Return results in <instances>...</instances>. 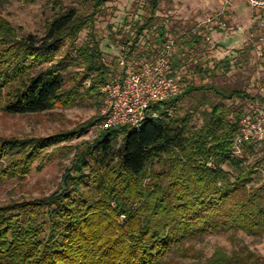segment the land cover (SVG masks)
<instances>
[{
	"label": "trees",
	"instance_id": "trees-1",
	"mask_svg": "<svg viewBox=\"0 0 264 264\" xmlns=\"http://www.w3.org/2000/svg\"><path fill=\"white\" fill-rule=\"evenodd\" d=\"M66 1L48 0L55 13L43 35L26 34L0 14L2 112L39 114L86 99L100 108L110 70L95 23L114 0ZM161 2L145 0L142 24L131 25L132 50L155 25ZM85 29L89 42L78 47ZM231 67L219 65L224 73ZM236 100L264 105V97L212 82L152 106L139 131L99 128L91 140L58 147L98 126L95 117L47 137L0 134V181L25 178L53 152L74 149L53 192L0 202V264H260L251 251L216 248L204 258L192 244L213 234L264 236V141L234 154L246 112Z\"/></svg>",
	"mask_w": 264,
	"mask_h": 264
},
{
	"label": "rangeland",
	"instance_id": "rangeland-1",
	"mask_svg": "<svg viewBox=\"0 0 264 264\" xmlns=\"http://www.w3.org/2000/svg\"><path fill=\"white\" fill-rule=\"evenodd\" d=\"M68 1L65 3L71 4ZM74 5L78 9L82 7L77 2ZM144 5L145 0H114L107 4L104 14L97 18L95 31L108 65L113 64L119 53V42L129 40L132 43L134 30L131 27L137 20L142 24ZM223 8L226 9V15L221 21L226 23V28L216 21L209 22ZM54 13L51 5H48V0H0V14L26 34L43 35L46 22ZM157 15L155 25L140 41L138 49L143 52L151 49L154 40L163 32L160 38L173 39L178 46V52L182 54L180 63L188 71L187 85L214 82L229 88L241 87L254 96L264 97V31L259 27L264 24V18L259 10L250 8L241 0H231L228 5L225 0H162ZM120 36L123 39H119ZM230 36H233L231 44L226 43V38ZM260 37H263V40ZM86 42H89L88 29L79 34L76 44L80 47ZM259 52H262V56ZM230 54L234 59L231 60L233 68L228 73L222 70L215 73L206 71H213L212 67L216 66L218 60H226ZM77 67L78 65L74 66ZM200 69L203 72H200ZM95 101L86 99L79 105L66 109L55 108L39 114L9 115L0 109V134L47 137L56 132L74 130L79 124L99 117L100 108L94 105ZM235 102L244 103L239 100ZM191 104L189 99L181 102L184 111L189 110ZM244 104L246 111H264V105L259 100L245 101ZM194 123L195 126L201 125L198 119ZM98 129V126H94L88 129L84 136H78V139L71 143H63L58 147L71 144L74 146L83 139L91 140ZM73 150L53 152L52 159L43 169L36 170L35 165L32 173L25 178L0 181V202H8L11 198L23 195L40 196L53 192L73 159ZM258 178L264 180V170ZM192 244L196 252L204 258L210 257L216 248H222L229 254L242 255L251 251L259 263L264 264V236L250 237L243 232L213 234Z\"/></svg>",
	"mask_w": 264,
	"mask_h": 264
},
{
	"label": "built area",
	"instance_id": "built-area-1",
	"mask_svg": "<svg viewBox=\"0 0 264 264\" xmlns=\"http://www.w3.org/2000/svg\"><path fill=\"white\" fill-rule=\"evenodd\" d=\"M231 0H225L230 4ZM252 9L264 10V0H241ZM226 9L217 13L211 21L226 28L221 19ZM264 31V24H260ZM119 39H123L122 36ZM263 40V37H260ZM178 46L173 39H164L154 57L132 50L129 40L119 42V53L109 64V74L100 85L101 106L99 109L100 129L129 127L139 131L143 128L147 112L159 103L180 96L187 89L188 71L181 66L174 71L172 63ZM262 56V52H259ZM151 116L157 118V112ZM264 141V111H246L239 123L234 138L233 152L240 155L245 144H260Z\"/></svg>",
	"mask_w": 264,
	"mask_h": 264
},
{
	"label": "crops",
	"instance_id": "crops-1",
	"mask_svg": "<svg viewBox=\"0 0 264 264\" xmlns=\"http://www.w3.org/2000/svg\"><path fill=\"white\" fill-rule=\"evenodd\" d=\"M259 11L262 13V17L264 18V10H259ZM232 38H233V36L226 38L227 39L226 43L231 44ZM155 41H158L157 45H154V43H153V45L150 47L151 48L150 50H148V49L145 50L146 51L145 53H147L150 57H154L156 55L157 52H153V49L158 51L160 44L163 41V39H161L159 37V38L155 39L154 42ZM147 47H148V45H147ZM178 53L179 52L177 51L175 54L174 61L172 63V67H173L174 71H176L177 69H179L182 66L180 63L182 54H180V53L178 54ZM232 59H234V56H232V54L228 55L226 60L219 59L216 66L212 67V69L217 68V71L221 70V69H219V65H222V63L223 64H230L232 66L231 68H233V62L231 61Z\"/></svg>",
	"mask_w": 264,
	"mask_h": 264
}]
</instances>
